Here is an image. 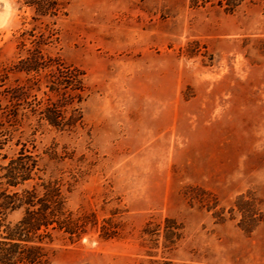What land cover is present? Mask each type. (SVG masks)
Returning a JSON list of instances; mask_svg holds the SVG:
<instances>
[{"label":"rangeland","instance_id":"rangeland-1","mask_svg":"<svg viewBox=\"0 0 264 264\" xmlns=\"http://www.w3.org/2000/svg\"><path fill=\"white\" fill-rule=\"evenodd\" d=\"M0 4V264H264V0Z\"/></svg>","mask_w":264,"mask_h":264},{"label":"trees","instance_id":"trees-1","mask_svg":"<svg viewBox=\"0 0 264 264\" xmlns=\"http://www.w3.org/2000/svg\"><path fill=\"white\" fill-rule=\"evenodd\" d=\"M36 10H38V11H42V12H47V11H50V10H52L53 11V8H50L49 6L48 7H44V6H42V7H39V8H35ZM54 10H56V8L54 9ZM51 11V12H52ZM12 185L13 186H15V183H12ZM29 192V191H28ZM31 192H33V191H31ZM19 192H18V190H16L15 191V194L13 193V194H11V193H8L7 194V192H4V194H6V195H8V197H10L11 198V196H19V194H18ZM13 202H15V201H13ZM20 202V201H19ZM24 202V201H23ZM22 204H24V203H21V205ZM11 206V205H10ZM18 206H11V207H9V208H11V209H15V208H17ZM48 213H46V212H43L41 215H43L44 216V218H45V220L43 221V219H38V220H40V221H38V223L36 222V223H33V225L34 226H32V229H39V228H41V226L42 225H46L47 227H48V225H50L51 223H53L54 222V219H51V221L50 220H48V219H46V218H48V217H45V216H48L47 215ZM43 216H42V218H43ZM25 217V216H24ZM26 220H30V221H32V219L31 218H29V219H27V218H23L22 219V221L24 222V221H26ZM35 222V221H34ZM8 239H6L8 242H13L14 241V243L15 244H18V242L19 241H25L24 239H21L20 237H7Z\"/></svg>","mask_w":264,"mask_h":264},{"label":"bare ground","instance_id":"bare-ground-1","mask_svg":"<svg viewBox=\"0 0 264 264\" xmlns=\"http://www.w3.org/2000/svg\"><path fill=\"white\" fill-rule=\"evenodd\" d=\"M0 7H1V4H0Z\"/></svg>","mask_w":264,"mask_h":264}]
</instances>
